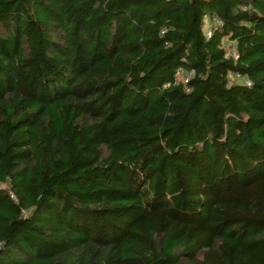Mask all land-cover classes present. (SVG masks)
I'll return each instance as SVG.
<instances>
[{
	"label": "trees",
	"instance_id": "obj_1",
	"mask_svg": "<svg viewBox=\"0 0 264 264\" xmlns=\"http://www.w3.org/2000/svg\"><path fill=\"white\" fill-rule=\"evenodd\" d=\"M0 264H264V0H0Z\"/></svg>",
	"mask_w": 264,
	"mask_h": 264
},
{
	"label": "built area",
	"instance_id": "obj_2",
	"mask_svg": "<svg viewBox=\"0 0 264 264\" xmlns=\"http://www.w3.org/2000/svg\"><path fill=\"white\" fill-rule=\"evenodd\" d=\"M207 22V21H206ZM213 23H217L215 20H213ZM207 36L209 37L210 36V30L207 29ZM177 75H179L180 77L183 78V82L184 83H187L188 80L190 79V77L192 76V73H189V74H186L183 70L179 69L177 71ZM229 80L230 82H234V81H239V82H244L247 86H249V83L247 81H244L242 79H240L238 76H229Z\"/></svg>",
	"mask_w": 264,
	"mask_h": 264
}]
</instances>
